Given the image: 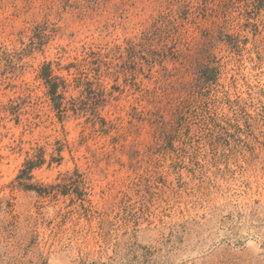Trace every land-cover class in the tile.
<instances>
[{"label": "rangeland", "instance_id": "374dc122", "mask_svg": "<svg viewBox=\"0 0 264 264\" xmlns=\"http://www.w3.org/2000/svg\"><path fill=\"white\" fill-rule=\"evenodd\" d=\"M252 1L0 0V264H264Z\"/></svg>", "mask_w": 264, "mask_h": 264}, {"label": "trees", "instance_id": "16d2710c", "mask_svg": "<svg viewBox=\"0 0 264 264\" xmlns=\"http://www.w3.org/2000/svg\"><path fill=\"white\" fill-rule=\"evenodd\" d=\"M257 1H262V0H253L252 2L256 3ZM172 26V21L166 18V16H160L157 18L151 25V29L143 33L141 37V41L139 43H133L131 44V50L133 52L140 51L138 50L137 47L139 48H144V47H151L153 43L155 42L156 38L158 40H168L172 39V35H170L171 31L169 30V27ZM171 29L176 30L175 27H172ZM174 33V32H173ZM164 48V46H163ZM161 48V49H163ZM190 60V61H189ZM195 62V68L197 71V74L199 78H203L205 80H210L206 75H205V68H207V64L205 63V58L203 57L202 54V48L198 49L193 56H189L188 62L191 63V61ZM42 78L45 81V84L48 88V94L50 95L51 99L54 101L55 107L59 110L61 104L58 102L59 98H62L61 94L58 93V88L63 85L61 82L58 81V77L52 76L50 71H46L42 74ZM40 160L38 161H32L28 160L25 163L24 169L21 170L22 175L24 173H27L28 171L32 170L34 167L38 166L40 164ZM20 177V176H18Z\"/></svg>", "mask_w": 264, "mask_h": 264}]
</instances>
